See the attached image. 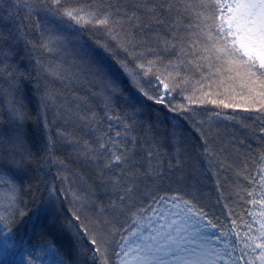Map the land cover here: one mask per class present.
<instances>
[{"label":"snow or ice","instance_id":"snow-or-ice-1","mask_svg":"<svg viewBox=\"0 0 264 264\" xmlns=\"http://www.w3.org/2000/svg\"><path fill=\"white\" fill-rule=\"evenodd\" d=\"M0 93V264H264V0H0Z\"/></svg>","mask_w":264,"mask_h":264},{"label":"trees","instance_id":"trees-1","mask_svg":"<svg viewBox=\"0 0 264 264\" xmlns=\"http://www.w3.org/2000/svg\"><path fill=\"white\" fill-rule=\"evenodd\" d=\"M21 14H23L22 12H21ZM97 38H102V37H97ZM35 73H33V75H34ZM51 86L53 87V88H59L62 92H64V93H66V94H69L70 95V92H75V91H77V89L79 88L80 89V94L81 95H83V94H85L84 93V91H83V85H77V86H73L70 90L68 89V88H65V87H63L61 84H59L57 81H55L54 79L51 81ZM90 87V86H89ZM3 94L2 93H0V106H2L3 105ZM92 103L95 105V104H97V101H92ZM102 103V102H101ZM35 104H36V99H35V97L33 98V102H32V104L30 105V107L31 108H35ZM117 107H119V102H117ZM166 110H162V112H161V123H167V118H166V116L164 115V112H165ZM31 115H35V112L33 111V112H31ZM49 119H51V116L49 117ZM28 126L29 127H32V122L31 121H28ZM56 127H61V124H59V123H57L54 127H53V129H52V131L54 132L55 131V128ZM61 151H62V153H63V155H65V156H67V153H68V148L67 147H63V145L61 146ZM58 154H60V153H58ZM69 163H71V161H69ZM74 167H75V165H74ZM209 189H211V185L209 184ZM237 207H239V208H241L242 210H244V211H247V209L244 207V201H240L239 202V204L237 205ZM218 208H219V206H218ZM63 239L65 240V241H67V239H68V236H67V234H65L64 236H63Z\"/></svg>","mask_w":264,"mask_h":264}]
</instances>
